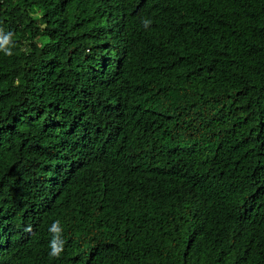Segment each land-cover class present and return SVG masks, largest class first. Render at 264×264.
<instances>
[{"label": "trees", "instance_id": "1", "mask_svg": "<svg viewBox=\"0 0 264 264\" xmlns=\"http://www.w3.org/2000/svg\"><path fill=\"white\" fill-rule=\"evenodd\" d=\"M0 264H264V0H0Z\"/></svg>", "mask_w": 264, "mask_h": 264}]
</instances>
